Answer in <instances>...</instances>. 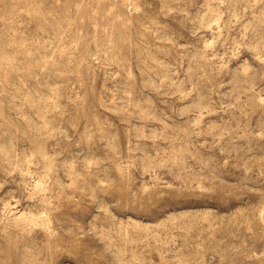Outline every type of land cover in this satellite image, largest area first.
<instances>
[{
	"label": "rangeland",
	"instance_id": "1",
	"mask_svg": "<svg viewBox=\"0 0 264 264\" xmlns=\"http://www.w3.org/2000/svg\"><path fill=\"white\" fill-rule=\"evenodd\" d=\"M0 264H264V0H0Z\"/></svg>",
	"mask_w": 264,
	"mask_h": 264
}]
</instances>
